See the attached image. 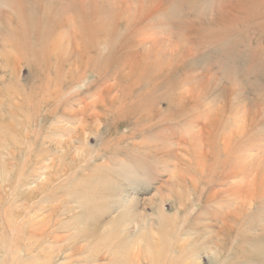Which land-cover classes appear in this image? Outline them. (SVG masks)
I'll use <instances>...</instances> for the list:
<instances>
[{
    "label": "rangeland",
    "instance_id": "rangeland-1",
    "mask_svg": "<svg viewBox=\"0 0 264 264\" xmlns=\"http://www.w3.org/2000/svg\"><path fill=\"white\" fill-rule=\"evenodd\" d=\"M153 1L0 0V264H264V0Z\"/></svg>",
    "mask_w": 264,
    "mask_h": 264
},
{
    "label": "bare ground",
    "instance_id": "bare-ground-1",
    "mask_svg": "<svg viewBox=\"0 0 264 264\" xmlns=\"http://www.w3.org/2000/svg\"><path fill=\"white\" fill-rule=\"evenodd\" d=\"M139 2H141V3H144V1L145 0H138ZM150 2H151V5L153 6V8H154V11H155V13L157 14V15H159L160 17L161 16H163V15H165V13H166V9H165V7H162V6H160L159 4H158V8H156L155 7V5H154V1L153 0H149ZM211 8V7H210ZM209 11V10H208ZM260 21H263V20H260ZM259 24V23H258ZM263 24V23H262ZM201 26V25H200ZM259 26V25H258ZM192 28V27H191ZM184 47V46H183ZM186 47H187V45H186ZM174 48H176L175 46H174ZM189 48V47H188ZM184 49V48H183ZM183 49H181V47H179L178 45H177V53H179L180 51H183ZM251 49V48H250ZM257 51V50H256ZM256 51H254V52H256ZM249 52V51H248ZM252 55H253V53H252ZM87 60V59H86ZM88 61V60H87ZM254 61V60H253ZM259 61V60H258ZM89 62V61H88ZM250 62V61H249ZM255 64V63H254ZM257 65V64H256ZM255 67V66H254ZM93 104H96V103H93ZM93 106H90V108H88L87 110H84V111H88L87 113L86 112H82L81 114L83 115L84 113H85V115H83V116H85V118H87V115H88V120H89V122H91V124L96 120V122H97V119L98 120H100V118H97V115L94 117L93 115V111L91 112L90 110H91V108H92ZM81 121L83 120V119H80ZM85 121V123L87 122V120L85 119L84 120ZM86 126H87V124H86ZM193 127H194V125H192ZM192 131V130H191ZM81 132H84V131H81L80 130V132H79V134H81ZM193 132V131H192ZM77 133V132H76ZM200 133V132H199ZM202 133V132H201ZM239 136H240V134H238ZM80 137H82V136H80ZM190 137V136H189ZM239 138V137H238ZM199 140H201V144L203 145V142H202V138L200 137V135L199 134H197L194 138H193V141H192V143H193V145H192V147H193V151H194V157H193V162L192 161H190V168H188V170H187V167L186 168H183L180 172H176L175 173V175H172L173 176V178H172V181H171V186H172V191L174 192V190H179V191H181V190H183V188H184V186L186 185V183H185V177H186V173L189 171L190 172V170L192 171V170H195L196 169V166H197V170H196V173L198 174V178H199V176H203L204 177V175H205V171H206V162H204L203 161V157H205V156H201V154H202V149L200 148V141ZM191 141V140H190ZM218 142V141H217ZM221 144V143H220ZM190 150V149H189ZM174 152V151H173ZM170 152H169V150L168 149H166L165 150V154L164 155H168ZM184 154H185V152H184ZM162 155V154H161ZM174 157H175V155H174ZM185 157V156H184ZM204 163H203V162ZM191 163L193 164L192 165V167H191ZM168 185H170V184H168ZM195 188L196 189H198V185H195ZM197 191V190H196ZM248 195V192L246 191V192H242V190L241 189H238V191L235 193V198H236V203H241V201L243 202V200H244V198L246 197ZM250 196H251V198H253V192H252V195L250 194ZM248 197V196H247ZM212 200H215V198H211ZM241 200V201H240ZM239 201V202H238ZM242 204V203H241ZM235 209L237 208V207H234ZM234 209V210H235ZM237 210H238V208H237ZM239 210H240V208H239ZM241 211V210H240ZM234 213V212H233ZM232 213V215H233V217H236L238 214H233ZM240 214L241 213H239V216H240ZM239 220V219H238ZM235 221V220H234ZM236 221H237V219H236ZM235 221V222H236ZM238 222V221H237ZM223 225V227H225V228H228V223H223L222 224ZM235 232V231H234ZM264 239V238H263ZM222 241H221V243H219V244H214V245H211V247H213L214 248V250H215V252H220V250H223V241L225 240V237L223 238V239H221ZM264 241V240H263ZM260 244H263L264 245V242L263 243H260ZM235 255L238 253V252H240V249H236L235 250ZM242 252V251H241ZM157 253L159 254V251L158 252H156L155 253V255H157ZM193 253H195V251H193ZM184 254V253H183ZM242 254H243V252H242ZM155 255L153 254V253H150V254H147V256H146V258L148 259V260H150V263L151 264H158L157 263V261L159 262L160 260H158V258H157V256L155 257ZM182 256V255H181ZM137 258V257H136ZM155 258H157V260H155ZM140 261V258H138L137 259V263L138 264H142L141 262H139ZM215 262H217V264H219V260H215ZM117 264V263H116ZM123 264V263H122ZM172 264H174V263H172Z\"/></svg>",
    "mask_w": 264,
    "mask_h": 264
}]
</instances>
